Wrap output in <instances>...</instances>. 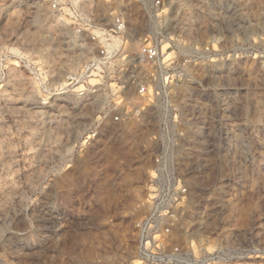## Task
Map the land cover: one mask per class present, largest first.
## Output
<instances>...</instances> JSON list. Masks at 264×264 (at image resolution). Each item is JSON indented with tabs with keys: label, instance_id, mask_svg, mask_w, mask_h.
<instances>
[{
	"label": "rangeland",
	"instance_id": "1",
	"mask_svg": "<svg viewBox=\"0 0 264 264\" xmlns=\"http://www.w3.org/2000/svg\"><path fill=\"white\" fill-rule=\"evenodd\" d=\"M177 18L189 51L223 40L175 94L194 170L179 233L264 245V0H186ZM96 51L50 0H0V264L139 263L161 143L153 117L113 120L112 79L87 97L66 89Z\"/></svg>",
	"mask_w": 264,
	"mask_h": 264
},
{
	"label": "built area",
	"instance_id": "2",
	"mask_svg": "<svg viewBox=\"0 0 264 264\" xmlns=\"http://www.w3.org/2000/svg\"><path fill=\"white\" fill-rule=\"evenodd\" d=\"M91 1L96 0H50L51 10L68 20L74 35L88 36L97 45L96 53L67 77L66 89L87 97L112 79L119 103L113 120L150 122L153 117L152 139L161 143L151 169L148 211L135 226L138 264H264L259 241L237 237L207 246L204 241L183 240L179 233L178 210L190 198L185 175L194 170L183 151L188 136L180 128L175 94L190 79L193 64L216 59L214 46L222 45V38L213 36L210 45L189 51V44L175 34L186 0H98L109 6L106 18Z\"/></svg>",
	"mask_w": 264,
	"mask_h": 264
}]
</instances>
